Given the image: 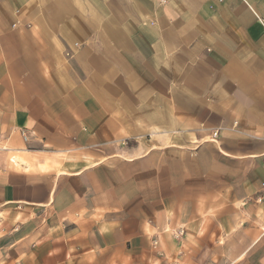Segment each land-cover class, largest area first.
<instances>
[{"label":"crops","instance_id":"0c3cea01","mask_svg":"<svg viewBox=\"0 0 264 264\" xmlns=\"http://www.w3.org/2000/svg\"><path fill=\"white\" fill-rule=\"evenodd\" d=\"M0 264H264V0H0Z\"/></svg>","mask_w":264,"mask_h":264},{"label":"built area","instance_id":"2783aa9c","mask_svg":"<svg viewBox=\"0 0 264 264\" xmlns=\"http://www.w3.org/2000/svg\"><path fill=\"white\" fill-rule=\"evenodd\" d=\"M212 136H213V137H216V133L214 132V133L212 134ZM21 137H22L23 141H26V140H27V137H26V135H25L24 132H21Z\"/></svg>","mask_w":264,"mask_h":264}]
</instances>
